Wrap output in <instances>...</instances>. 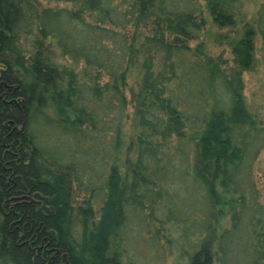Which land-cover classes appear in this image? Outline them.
Segmentation results:
<instances>
[{
	"label": "trees",
	"instance_id": "16d2710c",
	"mask_svg": "<svg viewBox=\"0 0 264 264\" xmlns=\"http://www.w3.org/2000/svg\"><path fill=\"white\" fill-rule=\"evenodd\" d=\"M71 1L0 0V264H264V122L241 80L264 2ZM205 9L243 26L232 78L189 44Z\"/></svg>",
	"mask_w": 264,
	"mask_h": 264
},
{
	"label": "rangeland",
	"instance_id": "374dc122",
	"mask_svg": "<svg viewBox=\"0 0 264 264\" xmlns=\"http://www.w3.org/2000/svg\"><path fill=\"white\" fill-rule=\"evenodd\" d=\"M203 4L204 1L202 0ZM264 0H244L242 10L251 17L260 3ZM40 9L42 8H78L75 2L71 0H36L35 3ZM206 26L201 37L198 40L191 41L189 44L191 47L202 45L204 51L219 60L221 62L225 72L229 77L236 75V56L232 51L231 44L227 41L224 36L229 35L235 37L243 26L236 28H220L217 26L207 9H205ZM235 31V32H234ZM59 52V51H58ZM58 61L70 68L77 71L84 79H91V73L86 71L82 63L73 61L68 57L59 56ZM241 73V72H240ZM241 80L243 82V93L245 100L248 104L250 111L264 122V50L261 40L258 38L256 45V61L254 69L251 71H243L241 74ZM139 82V69L135 66L129 75L128 85L126 93L128 97H131L133 92L137 90ZM130 110L132 105L130 104ZM132 113V112H131ZM133 114V113H132ZM130 133L127 137L129 143ZM255 173L257 184L260 190V197L264 201V150L261 152L258 160L255 164ZM166 263L159 262L157 264H174L173 255H171Z\"/></svg>",
	"mask_w": 264,
	"mask_h": 264
}]
</instances>
